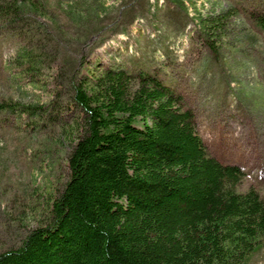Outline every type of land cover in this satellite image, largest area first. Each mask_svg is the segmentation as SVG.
<instances>
[{
  "label": "trees",
  "instance_id": "trees-1",
  "mask_svg": "<svg viewBox=\"0 0 264 264\" xmlns=\"http://www.w3.org/2000/svg\"><path fill=\"white\" fill-rule=\"evenodd\" d=\"M49 5L0 0V30L24 39L14 62L23 73L36 75L49 57L51 33L32 15ZM251 17L264 31V8ZM80 19L89 34L102 28L97 12ZM69 84L68 104L81 116L68 177L48 221L0 251V264H250L264 247V195L241 191L244 168L208 151L175 84L148 69L112 67L73 73ZM61 95L30 106L6 99L0 108L42 114L63 109Z\"/></svg>",
  "mask_w": 264,
  "mask_h": 264
},
{
  "label": "rangeland",
  "instance_id": "rangeland-1",
  "mask_svg": "<svg viewBox=\"0 0 264 264\" xmlns=\"http://www.w3.org/2000/svg\"><path fill=\"white\" fill-rule=\"evenodd\" d=\"M49 1L32 14L51 33L49 57L36 75L15 65L24 39L15 29L0 30V103L49 104L62 91L63 107L42 114L0 108V251L48 221L68 177L81 116L68 104L76 72L89 78L108 67L144 68L175 84L208 151L244 168L241 191L255 186L264 195V31L251 17L264 0ZM92 12L102 28L89 34L80 18ZM250 264H264V247Z\"/></svg>",
  "mask_w": 264,
  "mask_h": 264
}]
</instances>
